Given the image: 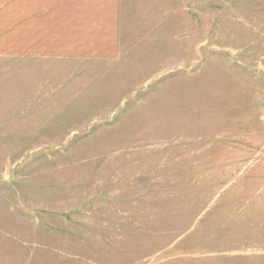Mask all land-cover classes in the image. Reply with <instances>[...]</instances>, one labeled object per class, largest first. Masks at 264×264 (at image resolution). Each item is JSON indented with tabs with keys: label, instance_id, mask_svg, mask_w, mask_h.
I'll return each instance as SVG.
<instances>
[{
	"label": "rangeland",
	"instance_id": "obj_1",
	"mask_svg": "<svg viewBox=\"0 0 264 264\" xmlns=\"http://www.w3.org/2000/svg\"><path fill=\"white\" fill-rule=\"evenodd\" d=\"M164 4L113 60L0 40V264H264V0Z\"/></svg>",
	"mask_w": 264,
	"mask_h": 264
},
{
	"label": "crops",
	"instance_id": "obj_2",
	"mask_svg": "<svg viewBox=\"0 0 264 264\" xmlns=\"http://www.w3.org/2000/svg\"><path fill=\"white\" fill-rule=\"evenodd\" d=\"M164 8V0H0V40L10 37L19 59L113 60L125 21Z\"/></svg>",
	"mask_w": 264,
	"mask_h": 264
}]
</instances>
